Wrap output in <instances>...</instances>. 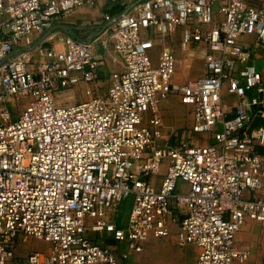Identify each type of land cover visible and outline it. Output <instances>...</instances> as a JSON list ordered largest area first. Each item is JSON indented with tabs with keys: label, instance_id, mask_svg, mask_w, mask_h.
<instances>
[{
	"label": "built area",
	"instance_id": "built-area-1",
	"mask_svg": "<svg viewBox=\"0 0 264 264\" xmlns=\"http://www.w3.org/2000/svg\"><path fill=\"white\" fill-rule=\"evenodd\" d=\"M86 3L0 0V264H120L171 232L197 247L195 264H257L235 236L247 220L264 224V124L254 123L264 61L241 40L264 45V0H134L103 12L93 38L63 33L59 49L45 46L40 35ZM177 31L180 50L204 65L183 82L165 43ZM108 40L121 69L99 93L93 48ZM76 84L84 99L59 104L55 90ZM169 96L189 107L202 141L164 140ZM28 238L46 248L19 262Z\"/></svg>",
	"mask_w": 264,
	"mask_h": 264
},
{
	"label": "crops",
	"instance_id": "crops-1",
	"mask_svg": "<svg viewBox=\"0 0 264 264\" xmlns=\"http://www.w3.org/2000/svg\"><path fill=\"white\" fill-rule=\"evenodd\" d=\"M132 1L134 0H94V4L86 3L54 21L50 29L44 31L39 39L43 38L45 40V46L59 49L57 38L63 33L78 39L93 38L105 26V21L102 18L103 12L115 14L124 11ZM241 40L253 50L256 56V64L261 65L264 61V45L257 43L251 36L247 40L245 38ZM256 47L257 49H254ZM93 58L98 64L97 74L95 81L89 86L91 85L97 92L103 93L106 88L107 76L111 72L119 71L121 65L118 57L112 52L109 40L105 43V46L99 42L94 44ZM82 87L84 89L85 86L79 84L81 90ZM65 91L67 100L70 103L82 98L81 96L77 98L72 88ZM229 98L234 100L231 96L225 95V99L228 100ZM260 123L264 124V118L261 119ZM118 222L122 223L123 221L118 220ZM92 237L97 243L112 247V241L109 238L97 235H92ZM235 239L237 245L246 249L257 264H264V224L253 220L245 221L237 231ZM197 253V247L192 244L178 246L174 232H171L165 237L148 238L142 251L130 253L129 258L120 264H195ZM21 257L16 259L20 262Z\"/></svg>",
	"mask_w": 264,
	"mask_h": 264
},
{
	"label": "rangeland",
	"instance_id": "rangeland-1",
	"mask_svg": "<svg viewBox=\"0 0 264 264\" xmlns=\"http://www.w3.org/2000/svg\"><path fill=\"white\" fill-rule=\"evenodd\" d=\"M249 37V36H248ZM248 37H244L245 40ZM179 32L177 31L172 38H168L165 43L172 46L176 58L178 60V71L176 74V79L180 82L186 81L187 79L196 78L204 72L203 59L200 55H195L196 53L193 51H181L179 48ZM253 48V46L251 45ZM254 49H257L254 48ZM260 50V48H258ZM190 52V53H189ZM197 52V51H196ZM189 53V54H188ZM190 55L196 56L191 57ZM191 59V60H190ZM257 66H260L257 64ZM73 90V93H76V97L81 96V100L84 99L85 95L82 90L79 88V84H76L71 87H67L65 89H57L54 92V97L56 101L61 105H67L70 102L67 100L66 91L68 89ZM230 97V96H229ZM78 98L76 101H80ZM69 103H67V102ZM74 101V102H76ZM231 103H233V99H228ZM159 113L161 116L162 122V135L164 140L168 144H176L181 142H199L202 141L203 136L201 134H197L192 132L189 129L190 126V109L189 107L181 104L177 97L169 96L166 100L160 103L159 105ZM17 115V113H16ZM129 198H127L124 202H122L117 211L115 212L114 219L117 221H125L128 210H129ZM46 244L41 240L28 238L24 241H19L16 246V256L21 257L27 250L29 249H45Z\"/></svg>",
	"mask_w": 264,
	"mask_h": 264
},
{
	"label": "trees",
	"instance_id": "trees-1",
	"mask_svg": "<svg viewBox=\"0 0 264 264\" xmlns=\"http://www.w3.org/2000/svg\"><path fill=\"white\" fill-rule=\"evenodd\" d=\"M261 122V119H259V118H256L255 120H254V123L256 124V123H260Z\"/></svg>",
	"mask_w": 264,
	"mask_h": 264
},
{
	"label": "bare ground",
	"instance_id": "bare-ground-1",
	"mask_svg": "<svg viewBox=\"0 0 264 264\" xmlns=\"http://www.w3.org/2000/svg\"><path fill=\"white\" fill-rule=\"evenodd\" d=\"M189 53H190V52H189ZM189 53H188V54H189Z\"/></svg>",
	"mask_w": 264,
	"mask_h": 264
}]
</instances>
